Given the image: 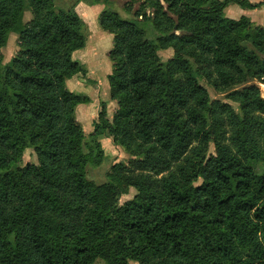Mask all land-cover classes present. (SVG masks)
<instances>
[{
    "label": "trees",
    "instance_id": "trees-1",
    "mask_svg": "<svg viewBox=\"0 0 264 264\" xmlns=\"http://www.w3.org/2000/svg\"><path fill=\"white\" fill-rule=\"evenodd\" d=\"M80 1L104 4L117 104L87 136L73 114L85 97L64 85L86 71L71 57L87 39ZM231 1L259 5L141 0L134 12L124 5V16L111 0H0V264H264V94L255 82L264 79V21L226 16ZM11 34L17 51L3 63ZM223 123L233 153L217 141L204 159L186 154ZM108 134L132 165L97 183L86 166L102 161ZM28 147L37 160L20 165ZM184 156L178 178L142 172ZM130 186L137 193L117 206Z\"/></svg>",
    "mask_w": 264,
    "mask_h": 264
},
{
    "label": "rangeland",
    "instance_id": "rangeland-1",
    "mask_svg": "<svg viewBox=\"0 0 264 264\" xmlns=\"http://www.w3.org/2000/svg\"><path fill=\"white\" fill-rule=\"evenodd\" d=\"M72 0H55V2L61 6L66 7ZM111 6L121 14L126 16V12L123 9L124 5L131 6V11L139 6L141 0H111ZM251 2H259L257 7L243 8L234 2H228L224 6V14L232 18H239L242 15H246L255 24H261L264 21V0H250ZM103 3H97L89 5L83 1H80L75 9L79 16L85 21L87 26L86 43L83 47L75 49L71 57L84 64L85 73H77L71 76L65 81V88L71 93L78 94L80 97H85L84 100L79 101L74 105L73 114L74 120L79 124L85 136H87L93 129V122L99 119L101 112L109 120L112 119V115L116 109V100L113 98L110 91L107 75L112 70V61L109 57V50L112 47L113 35L99 26V15L101 14ZM147 13H150L149 7L144 8ZM144 11V10H143ZM17 38L15 34H11L7 40L6 45L1 50L2 62L6 63L9 58L17 51ZM159 54L163 59L170 58L173 54V49L163 48L159 50ZM213 77V75H211ZM258 84L261 94H264V79L255 80ZM212 98H224V93L220 92L213 85H207ZM233 104V103H232ZM235 105V104H233ZM204 137L199 141H194L191 146L198 145V149L191 153V150H187L186 154H192L193 156L203 159L215 154L217 141L224 146V150L229 153L235 151V145L230 138V131L228 125H223L218 130H214L213 126L207 127L204 132ZM101 145L104 149L105 156L102 161L95 167L92 165L86 166V177L97 182H103L107 179V172L111 171L113 167H123V171L127 172V169L131 167L132 156L121 145L117 144L111 134L100 139ZM190 148V147H189ZM37 158L32 153V148H25L21 156L17 159L20 165L27 162H36ZM187 166L186 157H182L179 160L173 161L169 170H164L160 173H154L152 171L144 170L142 172L151 174L152 177L160 179L165 176L167 178H178L181 173L183 175L184 169ZM199 176V167L197 170ZM195 183L199 180H194ZM137 193L134 186H130L126 193L120 195L118 204H125L130 198ZM93 264H104L102 259H97ZM128 264H136L134 261H129Z\"/></svg>",
    "mask_w": 264,
    "mask_h": 264
}]
</instances>
